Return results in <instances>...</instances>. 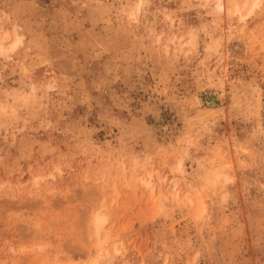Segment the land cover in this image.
Returning a JSON list of instances; mask_svg holds the SVG:
<instances>
[{
  "label": "rangeland",
  "instance_id": "rangeland-1",
  "mask_svg": "<svg viewBox=\"0 0 264 264\" xmlns=\"http://www.w3.org/2000/svg\"><path fill=\"white\" fill-rule=\"evenodd\" d=\"M219 1L0 0V264H264V0Z\"/></svg>",
  "mask_w": 264,
  "mask_h": 264
},
{
  "label": "bare ground",
  "instance_id": "bare-ground-1",
  "mask_svg": "<svg viewBox=\"0 0 264 264\" xmlns=\"http://www.w3.org/2000/svg\"><path fill=\"white\" fill-rule=\"evenodd\" d=\"M255 1V5H258L259 3H261V1L262 0H254ZM245 2V1H244ZM218 4H219V6H218V4H217V7H218V9H219V7H220V9L222 8L223 9V7H224V5H223V0H220L219 2H217ZM225 4V3H224ZM253 4V3H252ZM240 6V5H239ZM242 8V7H241ZM246 8V7H245ZM221 9V10H222ZM250 11H252V10H250ZM235 12V11H234ZM238 12V11H237ZM133 169H134V167H133ZM130 174H132V172H130ZM136 175V174H135ZM139 175V174H138ZM217 175V174H216ZM215 175V176H216ZM137 177V176H136ZM139 177V176H138ZM51 178H53V176L51 177ZM217 178H219V176L218 177H215V179H217ZM138 179V178H137ZM48 180H50V178L48 179ZM213 181H214V179H213ZM217 181H218V179H217ZM37 182V181H36ZM38 184H39V182H37ZM145 183V182H144ZM147 184V183H146ZM173 185H175L176 186V184L174 183ZM174 186V187H175ZM173 189V188H172ZM171 189V191H173ZM174 192V191H173ZM173 192H171V193H173ZM177 195V194H176ZM178 196V195H177ZM179 197V196H178ZM203 205H205V204H203ZM203 205H202V207H203ZM201 210H203V209H201ZM201 215H202V212H201ZM100 216V215H99ZM99 216H96V218L94 219L95 221L93 222V225H94V229H95V233L94 234H99V232L101 231V229H102V227H103V224H104V221L105 220H103L104 218H101V217H99Z\"/></svg>",
  "mask_w": 264,
  "mask_h": 264
}]
</instances>
